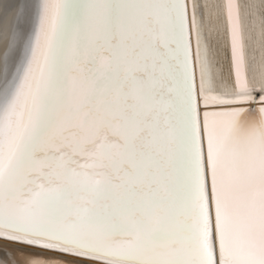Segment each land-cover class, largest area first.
<instances>
[{
	"label": "snow or ice",
	"instance_id": "obj_1",
	"mask_svg": "<svg viewBox=\"0 0 264 264\" xmlns=\"http://www.w3.org/2000/svg\"><path fill=\"white\" fill-rule=\"evenodd\" d=\"M5 48L23 264H264V0H40Z\"/></svg>",
	"mask_w": 264,
	"mask_h": 264
},
{
	"label": "bare ground",
	"instance_id": "obj_2",
	"mask_svg": "<svg viewBox=\"0 0 264 264\" xmlns=\"http://www.w3.org/2000/svg\"><path fill=\"white\" fill-rule=\"evenodd\" d=\"M0 2V68H2L3 56L6 51L5 45L10 38L12 29L22 26L29 34L35 30L38 23L40 0H18L19 7L7 3L6 0H1ZM20 10L23 11V19L18 20L17 13ZM2 75V71H0V78H2ZM2 245H6L8 251L3 252V249L0 248V252L9 258H15L20 264H23L25 257L41 251L13 242L0 241V246Z\"/></svg>",
	"mask_w": 264,
	"mask_h": 264
},
{
	"label": "rangeland",
	"instance_id": "obj_3",
	"mask_svg": "<svg viewBox=\"0 0 264 264\" xmlns=\"http://www.w3.org/2000/svg\"><path fill=\"white\" fill-rule=\"evenodd\" d=\"M1 1V0H0ZM0 4H1V2H0Z\"/></svg>",
	"mask_w": 264,
	"mask_h": 264
}]
</instances>
